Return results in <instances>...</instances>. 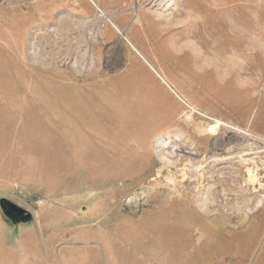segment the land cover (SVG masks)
I'll return each mask as SVG.
<instances>
[{
	"label": "rangeland",
	"instance_id": "374dc122",
	"mask_svg": "<svg viewBox=\"0 0 264 264\" xmlns=\"http://www.w3.org/2000/svg\"><path fill=\"white\" fill-rule=\"evenodd\" d=\"M144 1L0 0V203L32 215L0 204V264H264V173L236 158L264 165V0ZM227 138L203 181L172 165ZM205 186L242 222L216 232ZM188 225L214 239L179 253Z\"/></svg>",
	"mask_w": 264,
	"mask_h": 264
},
{
	"label": "bare ground",
	"instance_id": "6f19581e",
	"mask_svg": "<svg viewBox=\"0 0 264 264\" xmlns=\"http://www.w3.org/2000/svg\"><path fill=\"white\" fill-rule=\"evenodd\" d=\"M154 1L155 0H145L144 2L145 3L149 2L148 4H152V2H154ZM216 5H213V6H216ZM214 12H215L216 16L219 15V12L218 11H214ZM63 20H65V21H63ZM63 20L61 21V23L62 22L67 23L68 26L65 27L64 25H66V24H64V23H62V24H64L62 26L64 28H67L66 30H68V27H69L70 23L66 19H63ZM70 21L72 22V20H70ZM61 23H59V25ZM114 27L121 34V32L119 31V29L116 26H114ZM61 29H62V27H61ZM43 53H45V52H43ZM42 56H44V54ZM45 56H46V54H45ZM60 59H61V61H59V64L60 65H65L64 61L67 62L69 60V58H66V56H65V58H61L60 57ZM200 114H202V113H200ZM54 122H57V120H55V119H49L48 120V123H54ZM26 126L27 127L29 126V128H28L29 131L25 133V137L26 138H29L32 142H36V139H39V136L38 135H35V134L31 133V129L32 128H39L41 130L42 135L44 134L43 123L39 120V118L36 115H33L32 117L31 116L28 117V124ZM71 127H72V124L69 123L67 125H64L63 128H64L65 132H72L73 131V128H71ZM241 141H242L241 139L227 138V139H223L221 141H218V142L214 143L211 146V148H209L208 150H206L204 152L205 153L204 155L203 154L202 155L200 154L203 157V159H204L200 164L194 162L197 157H195L193 154L187 153L185 151V150L191 148L190 146L187 145V147L185 149H183L184 150L183 151V155H179L178 154L177 157H176L177 159L174 162H172V165H175V167L176 166L178 167L179 172H180V175L183 178V180H186L187 179L189 181V180H193V179H196V178L199 177L203 181L205 179V177L207 176L208 170H211L210 168L212 167V163H213V162L212 163H209L207 166L204 167V165L207 163V159L206 158L209 157V156H210L209 159L218 158L219 156L226 154V152L228 150L234 148L235 146L238 147L240 145ZM248 151H250V149H248ZM252 153H247V151L244 153V151H242L236 158L237 159H240L242 161V164L243 165H246L247 164V165H250V166H254L255 167V170L252 172L251 170H248V169L247 170H243L242 169V170H238V173L237 174L240 175L242 177V179H244V180H245L246 177H247V179H249V177H251L252 180L257 181V182H260V180L257 179L258 178L257 175H263V173H264V169H263L264 167L263 166L264 165H259L258 161L257 162H254V160H256V159H254V160L252 159V161H250L251 159H245L247 156L251 155ZM171 154H172V152H171ZM206 154H209V155H207L205 157ZM161 157H165V155L163 154ZM213 161H219V160H213ZM260 161L261 160H259V162ZM260 164H263L262 161H261ZM169 165H171V164H169ZM210 190H208L206 186L204 187V190H201V191H206L207 193H206V198L202 199L200 202H203L201 205L205 207L206 214L211 215L210 216V217H212V220L211 221L216 226L215 227V231L219 233V229H221V228L223 229L226 225L228 226V224H231L232 222H236L239 218L234 217L232 214L231 215H225L223 213V211H220L218 209H211L208 206V203H214V202H216L217 198H214L215 197L214 196L215 194L213 192H211ZM243 200H245V202L246 201H248V202L251 201V200H248V198H245L244 199V197H243ZM254 203L255 202H253V204ZM243 218L244 217H242V219ZM241 220H238V221L242 222ZM237 223H239V222H237ZM163 232L165 233V229L163 230ZM166 232H167V234H166L167 237H166V241L165 242L169 243L168 245H172L171 243H174V242H184V244H185L184 246H182V245H175V244L173 246V247H175L174 249H176V250L179 251V253L187 252L189 250L188 248L189 247H192L191 245L194 244V243H196V241L201 245L202 242H205L206 240H212V239H214V236L213 235H215V233H212L209 230H207V232H205V234H204L203 233L204 231L198 229L197 230L198 234L196 233L197 236H198V238H197V240H195V238H194L195 228L192 227L191 225H188V226H186V227H184L182 229L170 228ZM183 236L186 237V238L184 237L185 238L184 241L182 240V237ZM173 247L171 246V248H173Z\"/></svg>",
	"mask_w": 264,
	"mask_h": 264
},
{
	"label": "water",
	"instance_id": "95a60500",
	"mask_svg": "<svg viewBox=\"0 0 264 264\" xmlns=\"http://www.w3.org/2000/svg\"><path fill=\"white\" fill-rule=\"evenodd\" d=\"M0 204L5 216L14 224L28 222L32 219V215L26 209L9 202L8 200H2Z\"/></svg>",
	"mask_w": 264,
	"mask_h": 264
}]
</instances>
